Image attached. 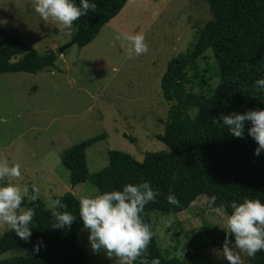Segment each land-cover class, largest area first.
I'll return each instance as SVG.
<instances>
[{
	"label": "rangeland",
	"instance_id": "1",
	"mask_svg": "<svg viewBox=\"0 0 264 264\" xmlns=\"http://www.w3.org/2000/svg\"><path fill=\"white\" fill-rule=\"evenodd\" d=\"M33 2L0 0V27L41 53L58 52L74 41L76 27H65L52 17L42 20ZM210 17L206 0H128L88 44L74 42L58 52L56 66L0 74V159L20 166L21 177L13 182L29 196L32 186H38V198L46 204L67 191L77 197L99 191L89 180L72 187L62 162V153L84 140L99 136L86 149L90 173L107 166L110 150L139 161L146 152L168 150L157 138L170 108L161 79L169 61L188 50ZM121 32L142 33L147 51L129 57L127 42L116 39ZM204 197L180 216L149 211L158 244L163 254L189 264H229L214 251L224 240L227 215L208 211ZM7 228L0 225V236ZM77 242L89 254L87 264H117L103 250L91 249L86 229L80 230ZM25 252L16 248L0 258ZM240 255L242 264H249L246 255Z\"/></svg>",
	"mask_w": 264,
	"mask_h": 264
},
{
	"label": "trees",
	"instance_id": "2",
	"mask_svg": "<svg viewBox=\"0 0 264 264\" xmlns=\"http://www.w3.org/2000/svg\"><path fill=\"white\" fill-rule=\"evenodd\" d=\"M127 1L94 0L95 12L89 11L73 21L72 26L77 28L74 41L81 47L92 41ZM74 2L78 4L79 0ZM206 2L211 17L188 50L169 61L161 79L162 96L170 108L164 132L157 138L168 150L146 152L142 161L120 150H110L107 166L96 173L89 171L86 149L99 136L62 153L72 187L89 180L104 192L119 189L124 183L146 180L159 190L160 195L145 204L141 214L153 232L142 254L149 262L155 257L160 264H189L180 257L163 254L149 211L180 216L202 195L206 196L203 200L208 211L215 207L226 215L231 212L228 205L233 200L247 197L264 203V152L254 155L256 142L247 134L249 125L240 138L231 136L219 121L221 113L264 108V93L253 89V81L264 74V0ZM57 57L56 50L41 53L0 27V74L35 73L56 66ZM169 193L175 194L177 204L168 203L165 197ZM213 195L217 199L210 207L208 201ZM57 197L67 205L62 211H69L77 219L69 227L53 228L50 210L40 198L23 199L22 206L34 212L31 236L23 240L7 228L0 236V255L16 248H26V252L0 258V264H87L89 254L77 242L83 228L78 197L72 191ZM37 238L43 240L38 250ZM246 258L249 264H264V251ZM139 261L138 257L134 264Z\"/></svg>",
	"mask_w": 264,
	"mask_h": 264
},
{
	"label": "clouds",
	"instance_id": "3",
	"mask_svg": "<svg viewBox=\"0 0 264 264\" xmlns=\"http://www.w3.org/2000/svg\"><path fill=\"white\" fill-rule=\"evenodd\" d=\"M33 8L42 20L52 17L65 27H71L73 21L89 11L95 12L94 0H34ZM117 40L127 42L129 57L133 53L140 55L147 51V44L142 33L129 34L121 32ZM255 92L264 93V74L253 81ZM195 112V109L192 110ZM216 120V118H215ZM219 121L227 127L233 137L242 138L246 124L247 134L256 142L254 155L264 152V108L250 109L243 113H221ZM18 164L9 166L6 160L0 159V225H7L20 239L28 240L34 212L32 208L22 206V200H36L40 188L32 186L29 196L12 178H20ZM62 195V194H61ZM160 195L159 190L150 186V182L141 180L137 183H124L119 189L99 192L91 189L79 195V219L82 227L88 231V241L95 252L103 250L107 257H114L117 264H160L158 258L150 262L146 258L147 245L153 236L150 226L145 223L141 214L145 204L154 201ZM168 203H178L175 194L166 195ZM216 196L209 198L210 207L215 205ZM231 212L226 217L225 237L220 249H215L229 264H242L241 255L252 258L258 251H264V203L259 199L242 198L229 203ZM45 207L50 210L53 228L69 227L77 218L66 209L67 205L59 198L49 199ZM217 209L213 207V211ZM234 239H229V237ZM37 250L43 240L37 238Z\"/></svg>",
	"mask_w": 264,
	"mask_h": 264
},
{
	"label": "water",
	"instance_id": "4",
	"mask_svg": "<svg viewBox=\"0 0 264 264\" xmlns=\"http://www.w3.org/2000/svg\"><path fill=\"white\" fill-rule=\"evenodd\" d=\"M75 41H72L71 43H68V44H66V45H64V46H60V47H58V52L59 53H63V51L69 46V45H71L72 43H74Z\"/></svg>",
	"mask_w": 264,
	"mask_h": 264
}]
</instances>
